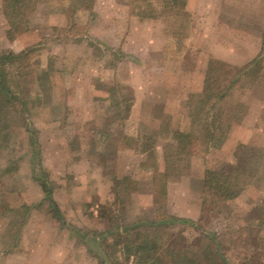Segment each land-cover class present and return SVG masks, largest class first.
Segmentation results:
<instances>
[{
    "label": "rangeland",
    "instance_id": "obj_1",
    "mask_svg": "<svg viewBox=\"0 0 264 264\" xmlns=\"http://www.w3.org/2000/svg\"><path fill=\"white\" fill-rule=\"evenodd\" d=\"M28 1L10 37L0 0V54L25 53L0 123V264H112L108 231L155 217L173 252L264 264V0ZM236 167L232 199L204 184Z\"/></svg>",
    "mask_w": 264,
    "mask_h": 264
},
{
    "label": "trees",
    "instance_id": "obj_2",
    "mask_svg": "<svg viewBox=\"0 0 264 264\" xmlns=\"http://www.w3.org/2000/svg\"><path fill=\"white\" fill-rule=\"evenodd\" d=\"M28 2V0H3L2 8L9 23L7 33L10 37L25 30L27 23L25 10L29 7ZM24 54V52L0 54V123L3 111L8 104L18 100L17 93L11 90L9 84L8 62H13L16 59L22 60ZM177 137L181 139L183 134L179 132ZM240 172L242 173L237 167L228 172L209 170L205 174L204 184L208 185L220 199H232L240 191L234 188L238 187V183L241 181ZM40 184L46 199L55 207L51 190L46 182L41 180ZM163 220L164 218L155 217L153 220L136 221L118 226L114 230L115 232L108 231L103 238L105 249H110V253L106 257L111 259L112 264H130L131 261L132 264H166L167 260L168 264H228L219 244L213 246L208 243L201 252L190 255L167 249L158 238L159 233L161 234L164 230L162 227H168L167 218V221L163 222ZM183 221L189 222V220ZM209 237L210 234L205 232L204 238ZM104 261H101L100 264H104Z\"/></svg>",
    "mask_w": 264,
    "mask_h": 264
}]
</instances>
